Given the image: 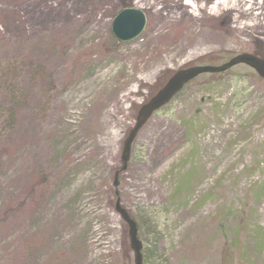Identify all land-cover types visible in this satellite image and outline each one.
<instances>
[{
    "label": "rangeland",
    "instance_id": "374dc122",
    "mask_svg": "<svg viewBox=\"0 0 264 264\" xmlns=\"http://www.w3.org/2000/svg\"><path fill=\"white\" fill-rule=\"evenodd\" d=\"M214 1L0 0V264H133L112 178L138 108L179 69L264 54V0ZM123 7L145 15L126 43ZM231 70L132 143L116 190L143 264H264V81Z\"/></svg>",
    "mask_w": 264,
    "mask_h": 264
},
{
    "label": "water",
    "instance_id": "95a60500",
    "mask_svg": "<svg viewBox=\"0 0 264 264\" xmlns=\"http://www.w3.org/2000/svg\"><path fill=\"white\" fill-rule=\"evenodd\" d=\"M144 26L145 15L141 10L123 7L114 14L110 24V33L118 42L126 43L138 37ZM239 64L252 68L260 78L264 79V59L250 53H239L219 65H198L175 71L165 84L137 110L134 124L128 130L122 142L120 167L113 174V187L116 188L118 184L119 172L124 171L127 167L131 144L137 132L156 110L167 104L185 84L199 74L220 73ZM115 194L117 195L116 190ZM114 209L127 227L129 246L133 252V264H142V243L137 236V227L134 220L129 216L126 209L120 205L118 197L115 199Z\"/></svg>",
    "mask_w": 264,
    "mask_h": 264
},
{
    "label": "bare ground",
    "instance_id": "6f19581e",
    "mask_svg": "<svg viewBox=\"0 0 264 264\" xmlns=\"http://www.w3.org/2000/svg\"><path fill=\"white\" fill-rule=\"evenodd\" d=\"M231 0H216L213 2V6H212V11H216L219 9V7L227 5ZM234 5L239 6L238 5V0H234L233 2ZM184 5H188L191 9V11H189V15L190 17L193 19H197L198 17V13L201 9L202 6H199L197 4H192V3H185ZM241 8V7H240ZM242 9V8H241ZM246 13H251L252 12V7L249 6L247 9L244 10ZM189 18V17H187Z\"/></svg>",
    "mask_w": 264,
    "mask_h": 264
},
{
    "label": "trees",
    "instance_id": "16d2710c",
    "mask_svg": "<svg viewBox=\"0 0 264 264\" xmlns=\"http://www.w3.org/2000/svg\"><path fill=\"white\" fill-rule=\"evenodd\" d=\"M255 55H257V56H260V57H262V58H264V54H262V53H254ZM242 67V66H241ZM228 73H230L231 72V69L230 70H228L227 71ZM227 72H225V73H227ZM225 73H223L222 75H224ZM218 76H221L220 74H218V75H213V74H203V75H200L199 77H197L196 79H199V78H214V77H218ZM195 79V80H196ZM195 80H193V81H195ZM193 81H191L190 82V84L193 82ZM190 84H188V85H186V87H188ZM166 107V106H165ZM165 107H163V108H165ZM162 108V109H163ZM129 214H130V212H129ZM130 216L132 217V219L135 221V224H136V226H137V231H138V235H139V231H140V228H141V223H142V220L144 219V217H142V218H138L136 215H131L130 214ZM140 217V216H139ZM147 253H146V255H144V259H145V261H146V258H150L151 256H152V253L154 252V247L153 248H148L147 250ZM142 255H143V251H142ZM226 264H231V262L230 261H228Z\"/></svg>",
    "mask_w": 264,
    "mask_h": 264
}]
</instances>
